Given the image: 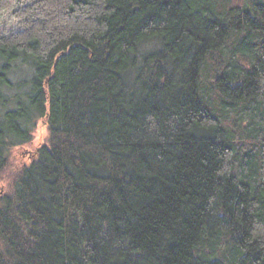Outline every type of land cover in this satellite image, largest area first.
Instances as JSON below:
<instances>
[{"label":"trees","instance_id":"obj_1","mask_svg":"<svg viewBox=\"0 0 264 264\" xmlns=\"http://www.w3.org/2000/svg\"><path fill=\"white\" fill-rule=\"evenodd\" d=\"M0 264H264V0H0Z\"/></svg>","mask_w":264,"mask_h":264},{"label":"rangeland","instance_id":"obj_2","mask_svg":"<svg viewBox=\"0 0 264 264\" xmlns=\"http://www.w3.org/2000/svg\"><path fill=\"white\" fill-rule=\"evenodd\" d=\"M48 139V129L45 120H39L31 133V143L24 148L11 151L6 168L0 174V193L9 186L11 179L20 167L26 166L33 159L36 149L44 146Z\"/></svg>","mask_w":264,"mask_h":264}]
</instances>
